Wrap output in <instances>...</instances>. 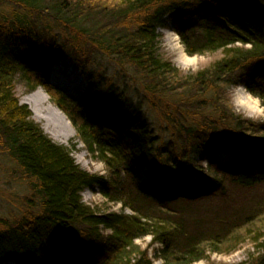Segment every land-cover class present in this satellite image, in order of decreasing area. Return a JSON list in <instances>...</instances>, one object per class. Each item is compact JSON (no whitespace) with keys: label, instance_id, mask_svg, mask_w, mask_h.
<instances>
[{"label":"trees","instance_id":"trees-1","mask_svg":"<svg viewBox=\"0 0 264 264\" xmlns=\"http://www.w3.org/2000/svg\"><path fill=\"white\" fill-rule=\"evenodd\" d=\"M0 7V168L16 178L14 188L23 186L19 219H0V261L153 264L150 249L135 243L150 237L162 264L229 254L246 240L254 250L239 264H264V120L237 114L229 94L243 86L264 108V0H0ZM159 28H171L187 56H221L183 73L160 54ZM30 45L39 56L20 53ZM62 59L87 80L79 97L49 82ZM17 81L45 90L107 176L82 170L42 131L15 97ZM220 150L230 152L227 163ZM85 189L129 214L98 213L82 202ZM54 238L83 246L73 258H50L44 243Z\"/></svg>","mask_w":264,"mask_h":264},{"label":"rangeland","instance_id":"rangeland-1","mask_svg":"<svg viewBox=\"0 0 264 264\" xmlns=\"http://www.w3.org/2000/svg\"><path fill=\"white\" fill-rule=\"evenodd\" d=\"M3 10L5 9L3 7H0V12L1 11L3 12ZM5 31L8 34L12 32L9 29V26L6 27ZM157 31L160 34V46H159L160 54L162 55L164 59L171 61V63L183 73H186V74L195 73L207 67L209 64H211L212 62H214L221 56L220 51H217L214 53H206L203 55L187 56L184 53L183 47L180 44L178 36L172 31L171 28H167V29L159 28ZM13 33L19 36V30L18 31L13 30ZM19 37H20V40L22 41L21 35ZM22 42L24 44V41ZM38 50H40L38 47L35 48L33 45H30L29 48L21 47L20 53L22 55L31 53L33 57H37L40 55ZM186 58H189V60H185ZM59 69H61V72L58 71ZM53 74H58L60 77L73 76L74 79L78 81L77 88H75L72 91V93H69L63 87L51 81V77L53 76ZM48 79H49V82L53 86L61 89L62 91L66 92L72 97H79L80 95L86 93L88 89V83H87L86 78L76 68V66L68 59L58 60L56 63H54L50 67ZM37 89H40L48 97L49 103L54 106V104L50 101V98L48 94L45 92V90L42 89L41 87ZM32 92L33 91H28L26 86L21 81H17L15 83V87H14L15 97L18 99L19 103L26 105L28 107V109L32 113L31 117L33 121L36 124H38L43 131V126L45 125L47 119H50L49 117L50 115L45 112H40L43 118H40L38 120L37 118L34 117V112L36 115H38L39 109H37V107H35L33 104L28 105V104L23 103V100L27 98L28 95ZM229 94H230L231 103L237 114H241L243 117L247 119H251L253 121L264 120V108L261 106L260 101L257 98H254L253 96H251L244 89L243 86H240V85L234 86L230 90ZM127 95H128V99L132 101L134 109H137V104H136L137 102L134 99L136 98V96L133 95V93L131 92ZM71 128L74 131V135L69 136V137L65 136V134L61 135L62 137L65 136L64 139H62L64 141L63 143H59L57 141H54L53 139L52 141L59 145H63L69 148L73 160L82 170L92 175L107 176V172H106L104 165L101 162L95 161L90 158L88 153L85 151L83 145L77 140L76 132L72 124H71ZM45 134L51 139L49 134L47 133ZM215 155L218 156L219 159L223 163H227L229 161L230 152L228 150H220V151H217ZM3 164L4 163H2V166ZM7 165L5 164L4 166H7ZM14 183H17L16 178H10L9 174H7L3 168H0V219L14 221V220L19 219V217L22 214L23 195L20 194V192L23 186L20 184L21 187L18 185V188H14L13 187L15 186ZM81 199L83 203L95 209L98 213H106V212H115V213L121 212L122 213L123 212L125 214H129V210H124V211L121 210L122 208L119 203L106 202V200L103 199L102 196L95 190L93 191L90 189H85L81 193ZM107 233L108 231L105 232V234ZM50 240H57V241H53L52 243L50 241H46L44 243V247L46 248L49 254L48 257L50 258H54L56 256H64L67 259L73 258L76 256L77 249L83 246L80 243V241H77V240L65 241L62 239L58 240L55 238L50 239ZM135 243L138 244L142 249L144 248L150 249L149 257L152 260L153 264H162L161 260L154 258L155 253L153 252V249H152L153 247H150V244H151L150 237L138 239L135 241ZM253 250L254 249H253V246L250 240H246L235 251L229 254L209 253L207 254L205 259L200 260L193 264H212V263L213 264H239V263L245 262L248 258V254L249 253L251 254ZM0 264H17V263L15 262V260L10 259V260H5V261H0Z\"/></svg>","mask_w":264,"mask_h":264},{"label":"bare ground","instance_id":"bare-ground-1","mask_svg":"<svg viewBox=\"0 0 264 264\" xmlns=\"http://www.w3.org/2000/svg\"><path fill=\"white\" fill-rule=\"evenodd\" d=\"M185 60H189V58H186ZM58 71L61 72V69ZM51 81L63 87L69 93H72V91L78 86V81L74 79L73 76L60 77L58 74H53ZM23 103L28 105L33 104L37 107V109H39L38 115L34 112V117L38 120L43 118L40 112H45L50 115V119H47L45 125L43 126V131L49 134L51 139L54 141L63 143L64 141L62 139H64L65 136L69 137L74 135V131L71 128L69 120L66 119V117L58 109L49 103L48 97L40 89L30 93L28 97L23 100ZM64 134L65 136L62 137L61 135Z\"/></svg>","mask_w":264,"mask_h":264}]
</instances>
